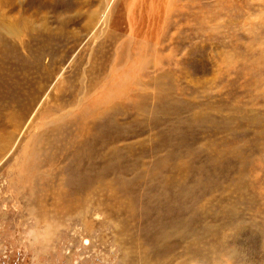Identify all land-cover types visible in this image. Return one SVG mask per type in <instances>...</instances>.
Masks as SVG:
<instances>
[{"label":"rangeland","instance_id":"rangeland-1","mask_svg":"<svg viewBox=\"0 0 264 264\" xmlns=\"http://www.w3.org/2000/svg\"><path fill=\"white\" fill-rule=\"evenodd\" d=\"M106 1L0 0V264H264V0ZM74 115L87 171L24 168Z\"/></svg>","mask_w":264,"mask_h":264},{"label":"bare ground","instance_id":"bare-ground-1","mask_svg":"<svg viewBox=\"0 0 264 264\" xmlns=\"http://www.w3.org/2000/svg\"><path fill=\"white\" fill-rule=\"evenodd\" d=\"M166 1V0H165ZM168 1V0H167ZM166 1V2H167ZM171 1V0H170ZM177 2H179L178 4L182 3L180 1L182 0H175ZM192 1V0H191ZM108 2V0L106 1V3ZM177 2H174V3H177ZM168 3V2H167ZM166 3V4H167ZM190 3V2H189ZM144 4V2L142 3V5ZM173 4V3H172ZM191 4V3H190ZM162 5V4H161ZM107 7H105L104 9V12H103V16H100L102 17V20H104L105 22L107 21V9H108V4L106 5ZM178 6V5H177ZM181 6V5H180ZM176 7V5H175ZM183 7V6H182ZM185 7V6H184ZM183 7V8H184ZM162 9V7H161ZM168 8H165V12L167 13V10ZM163 10V9H162ZM160 10V11H162ZM175 10V8H174ZM107 13V14H106ZM168 14V13H167ZM106 16V17H105ZM157 16V15H156ZM160 18L161 20V25H163L164 23V18H166L163 13V15L160 14ZM109 17V15H108ZM120 17V15H119ZM188 18V14L185 15V18ZM106 19V20H105ZM111 21V19H109V22ZM156 21H157V18H156ZM155 22V21H154ZM159 24V23H158ZM165 24V23H164ZM107 26V25H106ZM116 26V25H115ZM152 35V34H151ZM161 36V35H160ZM111 38L110 39H113V36H110ZM162 37V36H161ZM156 39V38H155ZM164 39V38H163ZM156 49V48H155ZM154 49V51H155ZM157 50V49H156ZM152 52V51H151ZM102 66V65H101ZM100 67V66H99ZM101 69V68H100ZM136 80V81H135ZM123 81V80H122ZM139 81H142L140 79H134V80H131L125 87V89L122 87V91H121V94L122 95H125L126 99L124 98H121L120 96V91L118 93V97L119 99L121 100L120 102L115 103V102H112V104H114L115 106L119 105L120 103H122V105L124 104H127V99H128V95H129V92L130 90L135 86V84H138V83H147L146 81H143V82H139ZM155 83V87H157L160 82H157L156 80H154ZM96 82V81H95ZM119 83V82H118ZM94 90V89H93ZM116 96V95H115ZM114 106V107H115ZM88 107V106H87ZM104 108V107H103ZM105 109V108H104ZM99 110V109H98ZM96 110L95 112H93L91 114L90 117L94 116V117H97V115L99 114V111ZM77 116L79 115H74V117L72 119V123H76L74 124V126H72L71 128H68V129H65L64 128V125H60L59 126V131L58 132H53L55 134H53L52 132H42L41 136H40V139L38 140H35L33 142L34 143V147L30 150L29 152V158L28 160H24V168H30V172H31V169L34 168L36 165H40V167H44L45 165H50L51 168H52V171L53 173H55V171H61L62 169V166H60V164L63 165V161H68V162H71L73 164V167L70 168V170L73 172L72 174V177L73 178H76L78 177L79 175L81 176V172L83 171H87V166H91V164H87L88 161H90V159L92 157H89L87 154H91L92 155V151L88 148V147H84L83 146V142L85 141L86 138H90L92 140L91 137H88V136H85V132H86V129H88L86 127V125H89V123L93 122V121H88V123L84 120V119H80L78 118ZM70 119V120H71ZM70 123V122H69ZM61 134V136L59 135ZM63 137V138H62ZM60 142L61 145L59 147H56L57 143ZM42 144H45L44 147L42 146ZM111 146V145H110ZM112 147V146H111ZM74 152L75 154V157H67V153L69 152ZM56 158H58V160H56ZM62 158V159H61ZM57 161V163H56ZM58 164V165H57ZM78 166V168H77ZM65 168V166H63ZM50 172L49 169H47L45 172L43 171H40V172H37L35 174V176L33 177L34 178H41L42 180H47L45 179V177H43V173H48ZM96 178V176H90V174H88L86 177H85V180H86V189H82V188H79L78 189V193L80 195H82L84 198L88 195V194H91V190H90V186H91V183L93 182V180ZM66 179H69L71 180L70 178H66ZM32 180V179H31ZM97 182V181H96ZM109 182V181H108ZM60 183V181H59ZM58 182L56 183V187L54 188V191H58L59 189L57 188ZM109 184V183H108ZM52 183L49 184V186L51 187ZM62 185H64V183H62ZM111 185V184H110ZM99 186V185H98ZM41 195H44L46 194L45 191L41 190ZM62 193V192H61ZM40 194V193H39ZM36 195V199H35V203L37 204H40L42 205V202H44L41 198V195ZM79 197V196H76V198ZM58 198H55L52 202H50L52 205L51 207L53 208L52 212L55 214H59V213H62L63 212H67V211H71L70 208L67 206V207H61L58 205ZM81 205H83L82 203L78 202V204L76 205V209L79 208ZM114 206V205H113ZM124 206V205H123ZM126 207V206H125ZM129 208L132 209L131 205L129 206ZM39 208H36V213L37 210ZM44 209V208H43ZM124 210V209H123ZM39 211V210H38ZM43 211V210H42ZM46 211V210H45ZM44 212V211H43ZM35 213V214H36ZM46 213V212H45ZM44 213V214H45ZM128 219V218H127ZM126 223V222H125ZM123 225V224H122ZM125 225V224H124ZM142 247V246H140ZM147 250V249H146ZM149 250V248H148ZM141 252H143L142 254L144 255V253H146V251H143L142 249H140Z\"/></svg>","mask_w":264,"mask_h":264},{"label":"clouds","instance_id":"clouds-1","mask_svg":"<svg viewBox=\"0 0 264 264\" xmlns=\"http://www.w3.org/2000/svg\"><path fill=\"white\" fill-rule=\"evenodd\" d=\"M29 240L33 245L39 246L42 242V237L36 233H33L31 236H29ZM35 264H40V262L37 260L35 261Z\"/></svg>","mask_w":264,"mask_h":264}]
</instances>
